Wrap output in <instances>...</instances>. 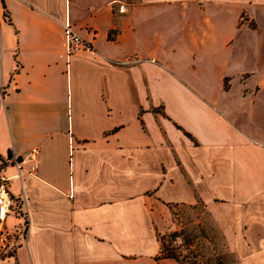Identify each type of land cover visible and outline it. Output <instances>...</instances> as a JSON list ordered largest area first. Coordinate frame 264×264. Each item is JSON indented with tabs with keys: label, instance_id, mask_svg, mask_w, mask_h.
<instances>
[{
	"label": "crops",
	"instance_id": "1",
	"mask_svg": "<svg viewBox=\"0 0 264 264\" xmlns=\"http://www.w3.org/2000/svg\"><path fill=\"white\" fill-rule=\"evenodd\" d=\"M0 87V264H177L156 218L196 201L264 264V0H0Z\"/></svg>",
	"mask_w": 264,
	"mask_h": 264
},
{
	"label": "rangeland",
	"instance_id": "2",
	"mask_svg": "<svg viewBox=\"0 0 264 264\" xmlns=\"http://www.w3.org/2000/svg\"><path fill=\"white\" fill-rule=\"evenodd\" d=\"M124 3L132 0H121ZM159 255L177 264H239L204 204H173L156 218Z\"/></svg>",
	"mask_w": 264,
	"mask_h": 264
},
{
	"label": "built area",
	"instance_id": "3",
	"mask_svg": "<svg viewBox=\"0 0 264 264\" xmlns=\"http://www.w3.org/2000/svg\"><path fill=\"white\" fill-rule=\"evenodd\" d=\"M119 11L123 10V6L120 5L118 7ZM63 33L65 38V53L66 56L69 57L75 54L78 51H85L90 52L92 49L91 43L87 40H84L74 29L73 25L68 21L65 20L63 23ZM3 89L0 87V100L2 99ZM38 148L32 147L28 150L26 155L22 159L13 158V164L15 166V174L14 177H19V172L22 170L21 162L26 160L29 162L27 172L28 173H35L37 167V155H38ZM9 159V158H7ZM7 159L1 160L0 159V235L5 233L3 228V221L9 213H17L16 204L14 200L8 193V184L12 176H8L5 173V162ZM22 221L18 228V231L21 234L22 239L25 237L26 229H27V215L22 213L20 215ZM8 250V249H7ZM9 249L7 252H10Z\"/></svg>",
	"mask_w": 264,
	"mask_h": 264
},
{
	"label": "trees",
	"instance_id": "4",
	"mask_svg": "<svg viewBox=\"0 0 264 264\" xmlns=\"http://www.w3.org/2000/svg\"><path fill=\"white\" fill-rule=\"evenodd\" d=\"M108 36H109V34H108ZM161 257H164V258H166V257H172V256H169V255H168V256H165V255H164V256H161Z\"/></svg>",
	"mask_w": 264,
	"mask_h": 264
}]
</instances>
